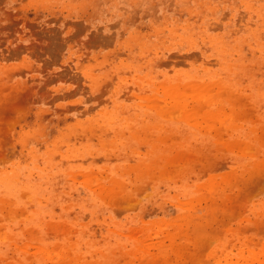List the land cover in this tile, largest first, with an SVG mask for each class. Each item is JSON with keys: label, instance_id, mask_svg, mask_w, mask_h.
Masks as SVG:
<instances>
[{"label": "rangeland", "instance_id": "374dc122", "mask_svg": "<svg viewBox=\"0 0 264 264\" xmlns=\"http://www.w3.org/2000/svg\"><path fill=\"white\" fill-rule=\"evenodd\" d=\"M0 264H264V0H0Z\"/></svg>", "mask_w": 264, "mask_h": 264}]
</instances>
